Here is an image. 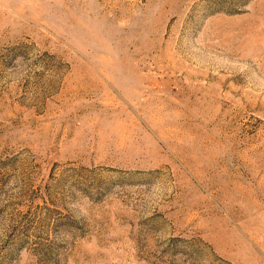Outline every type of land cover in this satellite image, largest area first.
<instances>
[{
  "label": "rangeland",
  "instance_id": "obj_1",
  "mask_svg": "<svg viewBox=\"0 0 264 264\" xmlns=\"http://www.w3.org/2000/svg\"><path fill=\"white\" fill-rule=\"evenodd\" d=\"M0 264H264V0H0Z\"/></svg>",
  "mask_w": 264,
  "mask_h": 264
}]
</instances>
